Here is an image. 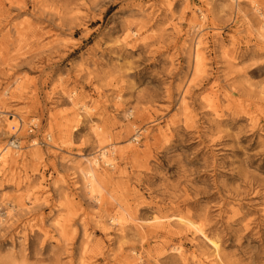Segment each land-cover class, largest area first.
Instances as JSON below:
<instances>
[{
    "label": "rangeland",
    "instance_id": "1",
    "mask_svg": "<svg viewBox=\"0 0 264 264\" xmlns=\"http://www.w3.org/2000/svg\"><path fill=\"white\" fill-rule=\"evenodd\" d=\"M0 108V264H264V0H0Z\"/></svg>",
    "mask_w": 264,
    "mask_h": 264
},
{
    "label": "bare ground",
    "instance_id": "2",
    "mask_svg": "<svg viewBox=\"0 0 264 264\" xmlns=\"http://www.w3.org/2000/svg\"><path fill=\"white\" fill-rule=\"evenodd\" d=\"M256 10L258 11L259 9L256 8ZM199 44H201V42L198 39L195 41L194 59L196 61V68L200 70L203 56H202V53L200 52ZM4 113L5 112L3 111V114ZM10 121H13V118H10ZM18 123H20L19 129H21L22 123H23L22 118H19ZM34 124L35 123H32L30 125L31 126V128H30L31 133L35 129ZM98 129L101 130L100 127H98ZM4 133L5 134L9 133V130L6 129V131ZM9 134H11V133H9ZM47 136L50 137L49 145H51L52 136L50 134H45L44 139ZM97 136H98L100 141L102 139H104L103 133H97ZM20 144H21V142H20ZM37 144H39V142L37 140L33 139V140H31L30 146L34 147ZM10 145H11V143L9 141L8 143H6L4 145L3 149L0 151V162L3 163V165H5L7 163L8 158L11 157L13 154H15L16 156L21 155V154H19V150L22 151L21 146H20L19 150H17L16 152H13V150H11ZM52 146L57 147L55 144H52ZM32 154H33V157L35 159L40 157V151L35 150L32 152ZM116 155H117V150L112 145L110 148H103L100 156H93L90 159L88 158V162L90 163L89 165L80 166L79 171L82 173V175L85 179L86 190L92 197L99 199V200H102L103 198H105L103 183L107 180V176L104 175V173L102 174L101 172H99V164H100V161L102 160L107 166L114 168L118 162L116 159ZM0 216H1V208H0ZM200 218H201L202 223H197L196 220H194V218L192 216H189V215L184 216L182 214H175L174 213L170 216H155V217H153L152 220L146 222L145 224L144 223L136 224V226L140 230L148 229V230L154 231V230H156V228L162 227V228H167L168 231H175L173 229V227L177 225L181 229L185 230L186 233H191L195 236H202L204 239H206L208 241V243L210 245L213 246L214 252L218 255L220 252L219 240L216 236H215V238L209 237V234L207 233V229L209 227L213 226L209 220V216L206 214V215L201 216ZM112 220L118 221V224L120 225L119 229L121 231L125 230L126 224H125V222H122V221H124V219H121L119 217H113ZM235 221H238V220H235ZM1 224H2V221H0V225ZM245 227H249V223H246ZM179 231H181V230H179ZM179 231H176V233H180ZM87 238H89V235H87ZM182 249L183 248L181 245L174 247V250L178 251L180 254L182 253ZM84 263H85V261L81 262V264H84Z\"/></svg>",
    "mask_w": 264,
    "mask_h": 264
},
{
    "label": "built area",
    "instance_id": "3",
    "mask_svg": "<svg viewBox=\"0 0 264 264\" xmlns=\"http://www.w3.org/2000/svg\"><path fill=\"white\" fill-rule=\"evenodd\" d=\"M3 115H4L3 111L0 108V123L2 122ZM30 132H31V129H30ZM49 142H50V137L47 136L45 139L41 140L39 142V144L42 145V146H47V145H49ZM10 143H11L10 147L12 149H14V150H19L20 149V140L19 139L15 138V137H12L11 140H10Z\"/></svg>",
    "mask_w": 264,
    "mask_h": 264
}]
</instances>
